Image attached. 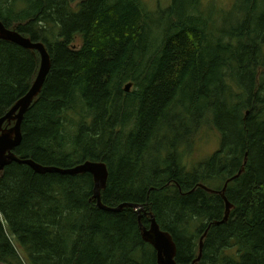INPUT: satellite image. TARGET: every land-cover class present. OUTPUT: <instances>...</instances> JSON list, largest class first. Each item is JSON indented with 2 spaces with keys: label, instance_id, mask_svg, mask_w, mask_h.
<instances>
[{
  "label": "trees",
  "instance_id": "16d2710c",
  "mask_svg": "<svg viewBox=\"0 0 264 264\" xmlns=\"http://www.w3.org/2000/svg\"><path fill=\"white\" fill-rule=\"evenodd\" d=\"M201 6L173 0L154 12L142 0H0L5 26L44 42L52 57L15 152L62 168L105 161L104 204L152 212L176 241L180 264L198 256L210 225L199 264H264V0H236L237 24L217 33ZM40 60L0 39V117L29 91ZM206 125L219 131L220 147L188 167L185 149ZM242 168L227 187L230 218L216 224L225 200L200 184L222 190ZM141 221L149 226L150 216ZM23 259L158 264L135 208H100L91 173L41 174L13 162L0 172V264Z\"/></svg>",
  "mask_w": 264,
  "mask_h": 264
},
{
  "label": "water",
  "instance_id": "95a60500",
  "mask_svg": "<svg viewBox=\"0 0 264 264\" xmlns=\"http://www.w3.org/2000/svg\"><path fill=\"white\" fill-rule=\"evenodd\" d=\"M0 39L11 41L26 49L35 50L36 52L38 51L41 57L38 74L29 91L23 97H21L2 117H0V172L4 171L5 168L11 163L16 162L20 164H27L36 172L41 174L47 172H58L70 175L81 174L85 172L91 173L94 179V197L97 200L98 206L102 209L111 211H121L125 207L135 208L139 216L142 237L156 250L157 263L180 264L177 261L178 249L176 241L169 231L161 228L156 219V216L152 212L147 211L143 205L136 203L125 202L120 204L118 207H110L104 204L102 199V190L106 188L109 179V167L105 161L88 159L73 167L62 168L58 166L42 165L31 158H21L15 152V149L21 144L23 140L22 123L25 114L32 106L35 99L42 92L45 81L51 70L52 57L49 49L44 42L34 41L32 38L25 36L18 30L8 28L1 20ZM130 88L131 85L127 84L126 90L130 91ZM6 122H8L10 127H4ZM246 162L247 160L245 161V163ZM244 169L245 168H242V170L237 175L230 177L225 182L222 190H213L203 184H200L201 187L211 192H217L221 194V196L225 200V216L222 220L215 221L216 224L225 223L229 220L233 204L226 195L227 187L231 181L241 175ZM144 214L150 216L151 223L149 226H146L141 221ZM209 228L202 236L200 240L199 254L191 264H199L202 259L204 239L208 234Z\"/></svg>",
  "mask_w": 264,
  "mask_h": 264
},
{
  "label": "rangeland",
  "instance_id": "374dc122",
  "mask_svg": "<svg viewBox=\"0 0 264 264\" xmlns=\"http://www.w3.org/2000/svg\"><path fill=\"white\" fill-rule=\"evenodd\" d=\"M142 2L149 11L156 12L159 9L168 8L173 0H142ZM235 2L236 0H201L202 6L200 9L207 20H209V23H211L212 32L217 33L224 31V29L228 28L231 24H237V10L232 8ZM220 10L230 11L227 12V15H223L220 13ZM216 27H218L219 30H216ZM127 84L131 85L130 92L136 89V85H134L132 81H129ZM130 125L128 126V130H131ZM192 141V147H190V145L187 146L184 152L188 167H192L193 165L196 166L200 162L211 157L220 147L221 135L212 125H206L201 130H198L195 136L192 137ZM14 243L20 251V246L16 241H14ZM23 262L27 264L25 259H23Z\"/></svg>",
  "mask_w": 264,
  "mask_h": 264
}]
</instances>
